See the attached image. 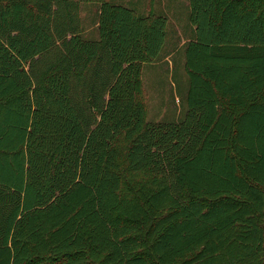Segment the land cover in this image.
I'll return each instance as SVG.
<instances>
[{"label": "trees", "instance_id": "trees-1", "mask_svg": "<svg viewBox=\"0 0 264 264\" xmlns=\"http://www.w3.org/2000/svg\"><path fill=\"white\" fill-rule=\"evenodd\" d=\"M188 6L185 108L151 122L152 0H0V264H264V0Z\"/></svg>", "mask_w": 264, "mask_h": 264}, {"label": "rangeland", "instance_id": "rangeland-1", "mask_svg": "<svg viewBox=\"0 0 264 264\" xmlns=\"http://www.w3.org/2000/svg\"><path fill=\"white\" fill-rule=\"evenodd\" d=\"M113 1L127 5L128 0ZM152 1L154 11L167 17V35L159 57L142 66V97L146 105V121H172L179 119L185 108L188 79L183 67V44L189 38L191 30L188 0ZM137 2V10L147 13V0ZM93 14V6L81 8L80 16L86 37H96L91 22Z\"/></svg>", "mask_w": 264, "mask_h": 264}, {"label": "crops", "instance_id": "crops-1", "mask_svg": "<svg viewBox=\"0 0 264 264\" xmlns=\"http://www.w3.org/2000/svg\"><path fill=\"white\" fill-rule=\"evenodd\" d=\"M135 1H136V2H135ZM137 1H139V0H134L133 2H132L131 0H128V1H127V5L133 7V8H135V9L137 10V8L135 7L136 4L138 3ZM147 2H148V4H147V6H148L150 0H147ZM147 8H148V7H147ZM153 9H154V6H153Z\"/></svg>", "mask_w": 264, "mask_h": 264}]
</instances>
